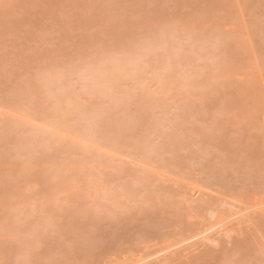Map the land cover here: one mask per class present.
<instances>
[{"label": "bare ground", "instance_id": "6f19581e", "mask_svg": "<svg viewBox=\"0 0 264 264\" xmlns=\"http://www.w3.org/2000/svg\"><path fill=\"white\" fill-rule=\"evenodd\" d=\"M0 264H264V0H0Z\"/></svg>", "mask_w": 264, "mask_h": 264}]
</instances>
